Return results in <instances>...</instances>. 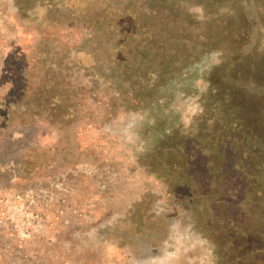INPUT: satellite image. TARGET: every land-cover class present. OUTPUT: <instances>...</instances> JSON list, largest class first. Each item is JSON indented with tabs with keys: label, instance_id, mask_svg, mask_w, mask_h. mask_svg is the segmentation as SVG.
<instances>
[{
	"label": "rangeland",
	"instance_id": "374dc122",
	"mask_svg": "<svg viewBox=\"0 0 264 264\" xmlns=\"http://www.w3.org/2000/svg\"><path fill=\"white\" fill-rule=\"evenodd\" d=\"M0 264H264V0H0Z\"/></svg>",
	"mask_w": 264,
	"mask_h": 264
},
{
	"label": "clouds",
	"instance_id": "9594fccd",
	"mask_svg": "<svg viewBox=\"0 0 264 264\" xmlns=\"http://www.w3.org/2000/svg\"><path fill=\"white\" fill-rule=\"evenodd\" d=\"M213 55H214V56H218V53H214ZM215 63L218 64V63H219V60H216ZM210 67H211V66H209V68H210Z\"/></svg>",
	"mask_w": 264,
	"mask_h": 264
}]
</instances>
